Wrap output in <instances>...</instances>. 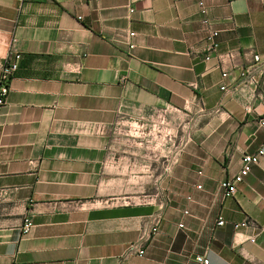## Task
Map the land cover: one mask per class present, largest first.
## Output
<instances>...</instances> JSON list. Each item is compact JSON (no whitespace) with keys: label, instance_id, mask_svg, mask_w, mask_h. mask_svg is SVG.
Returning <instances> with one entry per match:
<instances>
[{"label":"crops","instance_id":"0c3cea01","mask_svg":"<svg viewBox=\"0 0 264 264\" xmlns=\"http://www.w3.org/2000/svg\"><path fill=\"white\" fill-rule=\"evenodd\" d=\"M6 60L0 264H264V0H0ZM156 213L144 254L126 253Z\"/></svg>","mask_w":264,"mask_h":264},{"label":"built area","instance_id":"2783aa9c","mask_svg":"<svg viewBox=\"0 0 264 264\" xmlns=\"http://www.w3.org/2000/svg\"><path fill=\"white\" fill-rule=\"evenodd\" d=\"M200 4V11L203 13L204 8L202 6V2H199ZM202 25L205 30V36L204 39L206 40L205 47L203 48L204 54L203 59L209 60L211 58V55L213 52L217 51L218 43L216 40V37L218 35V30L212 28V26L209 24L208 20L206 18H203L201 20ZM127 45L129 48L133 47L132 42L130 41L131 38L134 36V32L128 31L125 34ZM234 57V52L232 51H225L221 53H217V58L219 63L224 62V60H232ZM262 68H264V62L261 64ZM17 67L15 60H6L0 65V108L5 104L6 97L10 88V80L12 78V75ZM253 69L250 67L244 68L240 72V77L242 82H248L252 79ZM222 77L227 76V71L224 69L222 72ZM222 90L228 89V87L225 84H222L220 87ZM260 125L264 126V116H262L259 119ZM136 127V130L140 131L141 133L147 132H156L159 135L163 134V129L155 124H151L149 128L144 127L143 124H138ZM263 155V149H259L258 151L254 153H244L241 157V166L238 170V172L230 179L222 180L220 182V186L223 189L224 196H232L236 193L238 184L242 182L244 177L250 172L252 165L257 164L259 161L260 156ZM198 187H200L198 185ZM161 217L158 213L154 214L152 219V225L148 230H142L139 234V237L134 242L130 243L126 249V253H135L139 256H142L145 252V243L152 238L154 234L157 233L159 223H160ZM217 225H222L224 223V220L222 217H219L217 219ZM251 222L250 220H244L240 223H235L234 227L238 228L239 226H247ZM32 225V222L29 218H25L24 222L22 224V233L25 234L28 232ZM181 225V224H180ZM251 241H254V236L249 237ZM195 261L197 264H209L210 260L209 258L203 256V255H196Z\"/></svg>","mask_w":264,"mask_h":264},{"label":"rangeland","instance_id":"374dc122","mask_svg":"<svg viewBox=\"0 0 264 264\" xmlns=\"http://www.w3.org/2000/svg\"><path fill=\"white\" fill-rule=\"evenodd\" d=\"M177 134H178V135H177L176 149L178 150V149L180 148L181 141H182V137L180 136V134H182V133H181L180 130H178V133H177Z\"/></svg>","mask_w":264,"mask_h":264}]
</instances>
